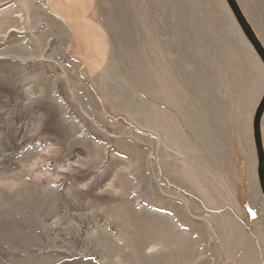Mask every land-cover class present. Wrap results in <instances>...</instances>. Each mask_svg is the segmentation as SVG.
I'll list each match as a JSON object with an SVG mask.
<instances>
[{
  "label": "rangeland",
  "instance_id": "374dc122",
  "mask_svg": "<svg viewBox=\"0 0 264 264\" xmlns=\"http://www.w3.org/2000/svg\"><path fill=\"white\" fill-rule=\"evenodd\" d=\"M47 8L0 0V264H264V64L227 1L97 0L95 76Z\"/></svg>",
  "mask_w": 264,
  "mask_h": 264
},
{
  "label": "crops",
  "instance_id": "0c3cea01",
  "mask_svg": "<svg viewBox=\"0 0 264 264\" xmlns=\"http://www.w3.org/2000/svg\"><path fill=\"white\" fill-rule=\"evenodd\" d=\"M46 3L51 17L62 22L69 29L77 55L88 72L93 76L102 72L109 62L111 39L97 12V0H46ZM169 187L173 188L171 184ZM179 191L186 200L195 198L201 204L202 211L210 215H220L226 218V215L229 216L227 212L231 213L235 220L230 218V225L235 226V228L242 226L244 231L247 230L248 227L239 216L242 208L239 203L232 206L224 205L222 208H212L207 206L203 199H198L192 195L191 192H186L180 188ZM254 237L249 232V235H245L243 238L246 240V238L254 239ZM241 243L242 241L240 245ZM243 248L235 255H250L252 253L247 251V244ZM253 255H258V252L253 253Z\"/></svg>",
  "mask_w": 264,
  "mask_h": 264
},
{
  "label": "water",
  "instance_id": "95a60500",
  "mask_svg": "<svg viewBox=\"0 0 264 264\" xmlns=\"http://www.w3.org/2000/svg\"><path fill=\"white\" fill-rule=\"evenodd\" d=\"M232 11L238 25L243 31L244 35L250 42L251 46L264 64V45L259 38L254 27L244 14L237 0H226ZM264 118V95L257 107L254 121H253V135L256 146L257 158H258V178L261 186V190L264 196V142L262 133V122Z\"/></svg>",
  "mask_w": 264,
  "mask_h": 264
}]
</instances>
